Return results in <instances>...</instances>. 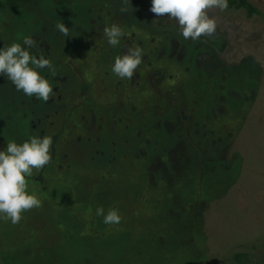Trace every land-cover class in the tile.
I'll return each mask as SVG.
<instances>
[{
	"label": "rangeland",
	"instance_id": "obj_1",
	"mask_svg": "<svg viewBox=\"0 0 264 264\" xmlns=\"http://www.w3.org/2000/svg\"><path fill=\"white\" fill-rule=\"evenodd\" d=\"M249 2L250 18L210 10L217 32L197 41L151 0L0 7V48L31 36L56 69L38 70L48 102L0 75V150L53 139L51 163L26 177L42 206L0 219V264H264V0ZM111 24L125 33L115 47ZM137 45L143 62L119 78L115 57Z\"/></svg>",
	"mask_w": 264,
	"mask_h": 264
},
{
	"label": "clouds",
	"instance_id": "obj_2",
	"mask_svg": "<svg viewBox=\"0 0 264 264\" xmlns=\"http://www.w3.org/2000/svg\"><path fill=\"white\" fill-rule=\"evenodd\" d=\"M228 0H151L150 11L157 17H168L176 21L185 40H199L213 37L217 32V20L210 10L224 11ZM132 11L130 0H122L121 13ZM56 28L64 37H69L70 29L61 21ZM107 43L113 47L121 43L125 33L117 24L102 29ZM38 47L31 36L23 38L21 43H11L0 48V75L5 76L17 91L26 96L48 102L54 95L53 86L40 74L39 69H49L53 76L56 69L51 61L41 54L32 55L30 49ZM144 51L140 46H129L114 59L112 72L121 79L132 80L137 68L143 62ZM51 136H31L23 143L9 141L4 150H0V219L18 224L22 214L42 206L41 200L28 191L26 177L39 172L52 160ZM96 215L103 217L105 224H119L121 216L117 209L96 208Z\"/></svg>",
	"mask_w": 264,
	"mask_h": 264
},
{
	"label": "trees",
	"instance_id": "obj_3",
	"mask_svg": "<svg viewBox=\"0 0 264 264\" xmlns=\"http://www.w3.org/2000/svg\"><path fill=\"white\" fill-rule=\"evenodd\" d=\"M33 0H6L4 5L0 3V7H7L11 9H21ZM227 10H243L247 17H253L258 14V10L249 2V0H228ZM240 260H246L243 254H239Z\"/></svg>",
	"mask_w": 264,
	"mask_h": 264
}]
</instances>
